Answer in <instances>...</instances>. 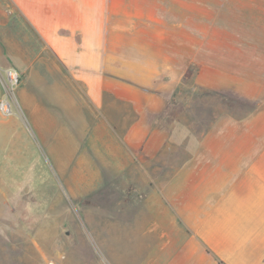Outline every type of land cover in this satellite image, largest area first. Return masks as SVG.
<instances>
[{
	"label": "rangeland",
	"instance_id": "374dc122",
	"mask_svg": "<svg viewBox=\"0 0 264 264\" xmlns=\"http://www.w3.org/2000/svg\"><path fill=\"white\" fill-rule=\"evenodd\" d=\"M163 5L159 12L164 23L120 25L127 32L109 41L105 101L93 114L88 109L89 120L80 132L73 120L58 119L65 104L48 109L47 132H37L20 110L19 85L8 96L7 74L0 68V100L10 105L7 116L24 119V132L14 137V146L25 147L28 163L6 169L13 177L26 178L28 206L15 219V233L0 241V264L140 262L153 242L165 241V233H151L150 227L170 229L178 224L167 197L168 191L171 196L176 193L177 185L167 187L164 178L182 166L183 144L189 139L192 145L204 144L208 132L246 129V119H240L249 113V102L239 99L228 105L192 90L191 81L185 79V62L198 57L230 68L228 60L217 54L231 52L239 70L250 76L248 68L263 60V49H256L247 36L262 41V35L237 36L220 23L240 20L245 12L260 22L264 2L170 0L167 8L164 0ZM232 7L239 12L231 16ZM217 13L218 27L213 25ZM140 145L142 153L136 151ZM193 155L201 158L204 151L197 149ZM124 230L128 234H122ZM172 234L177 242L183 232L175 227ZM121 242L131 248L122 249Z\"/></svg>",
	"mask_w": 264,
	"mask_h": 264
},
{
	"label": "crops",
	"instance_id": "0c3cea01",
	"mask_svg": "<svg viewBox=\"0 0 264 264\" xmlns=\"http://www.w3.org/2000/svg\"><path fill=\"white\" fill-rule=\"evenodd\" d=\"M163 2L0 0V68L18 73L20 110L37 132H47V110L54 104L66 107L58 119L73 120L76 132L82 130L83 122L89 120L88 109L93 114L105 101L109 41L127 32L120 25L164 23L159 12ZM166 4L168 8L170 0ZM235 9L231 8V16L239 12ZM219 15L214 17L216 27ZM230 19L227 23L220 20V26L231 34L262 35L264 39V18L257 22L245 12L240 20ZM247 40L263 49V60L253 63L264 83V40L249 36ZM218 55L232 54L222 51ZM259 86L264 88V84ZM8 117L0 111V241L15 233V219L28 206L26 178L6 172L28 164L25 147L14 146V137L24 132L25 123L21 116ZM245 119L242 132H208L204 144L192 145L190 139L183 144L182 166L171 178H164L167 187L177 185L176 193L171 196L168 191L167 197L178 224L170 229L150 227L151 233H165V241L153 242L135 264H264V107L249 110L240 120ZM256 125L258 132L252 130ZM142 147L136 151L142 153ZM200 148L204 155L197 158L193 153ZM175 227L183 232L177 242L172 234ZM125 245L120 243L122 249L131 248Z\"/></svg>",
	"mask_w": 264,
	"mask_h": 264
},
{
	"label": "trees",
	"instance_id": "16d2710c",
	"mask_svg": "<svg viewBox=\"0 0 264 264\" xmlns=\"http://www.w3.org/2000/svg\"><path fill=\"white\" fill-rule=\"evenodd\" d=\"M223 61L230 63V68H223L216 61H200L198 57H190L185 64V79L190 80L191 89L198 91L200 94L216 97L223 102L226 101L230 105L231 101L247 100L248 106L252 112L264 107V88L259 85L264 83L259 80L256 82L253 75L256 77L262 76L258 73L255 63H251L249 71L250 76H246L241 72L235 58L229 55H219ZM218 57V56H217ZM214 58V57H213ZM233 65V66H232ZM235 67H238L235 69ZM247 68V67H246ZM247 82H254L251 86ZM164 93H159L162 96ZM170 103L174 104V94L170 93ZM225 103V102H224Z\"/></svg>",
	"mask_w": 264,
	"mask_h": 264
},
{
	"label": "built area",
	"instance_id": "2783aa9c",
	"mask_svg": "<svg viewBox=\"0 0 264 264\" xmlns=\"http://www.w3.org/2000/svg\"><path fill=\"white\" fill-rule=\"evenodd\" d=\"M7 74V83L5 84V90L7 91L8 96H13V92L18 87L20 83V77L18 73H16L13 70L6 71ZM0 111L4 115H10V105L7 102H4L3 100H0Z\"/></svg>",
	"mask_w": 264,
	"mask_h": 264
}]
</instances>
